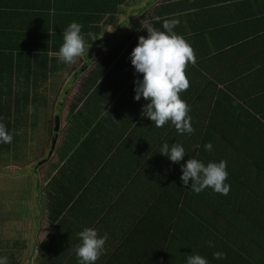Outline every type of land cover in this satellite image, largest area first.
Instances as JSON below:
<instances>
[{
    "label": "crops",
    "instance_id": "1",
    "mask_svg": "<svg viewBox=\"0 0 264 264\" xmlns=\"http://www.w3.org/2000/svg\"><path fill=\"white\" fill-rule=\"evenodd\" d=\"M172 19L195 57L179 94L190 135L170 122L152 126L141 114L144 99L134 100L142 74L130 53L147 28L165 31ZM73 21L83 25L85 54L61 63L52 53ZM0 64L9 106L21 110L0 166L17 179L30 168L36 179L32 197L11 200L22 203L17 212L27 205L22 214L1 218L0 200L5 264H77L85 228L108 236L96 264H184L179 251L166 253L173 241L177 249L179 231L212 242L204 247L209 264H264V0H0ZM163 143L181 144L186 156L170 162ZM190 158L226 161L229 193L184 187L180 165Z\"/></svg>",
    "mask_w": 264,
    "mask_h": 264
},
{
    "label": "clouds",
    "instance_id": "2",
    "mask_svg": "<svg viewBox=\"0 0 264 264\" xmlns=\"http://www.w3.org/2000/svg\"><path fill=\"white\" fill-rule=\"evenodd\" d=\"M178 23L176 19L165 20L162 24L165 31L147 28V38H138L129 60L135 73L142 74V79L134 81V100L139 102L143 98L145 101L141 109L142 116L150 120L156 128L170 122L178 134L190 135L194 132L192 118L188 114L190 109L179 94L190 86L185 68L188 62H194L195 57L192 48L173 31ZM82 28V24L73 21L63 31V42L59 50L52 53L59 62L74 64L77 58L84 56L86 40ZM88 36L92 37V34L88 33ZM12 139V133L0 122V143H10ZM212 147L210 142L204 145L205 151H211ZM159 152L174 164H179L186 156L184 147L179 143H163ZM180 169V181L184 187H188L191 181V192L200 194L211 188L220 195L226 196L229 193L230 184L225 183L229 174L226 170L227 162L224 160L205 165L200 160L190 158L180 165ZM77 237L80 241L75 249L77 264H96L105 251L107 234L100 236L93 228H85L77 233ZM209 246H213L212 242H209ZM186 256V264H209L199 254ZM213 259L223 260L225 254L215 252ZM0 264H5L4 258H0Z\"/></svg>",
    "mask_w": 264,
    "mask_h": 264
},
{
    "label": "trees",
    "instance_id": "3",
    "mask_svg": "<svg viewBox=\"0 0 264 264\" xmlns=\"http://www.w3.org/2000/svg\"><path fill=\"white\" fill-rule=\"evenodd\" d=\"M3 70H4V67H3V65L0 64V73L3 72ZM5 87H7V83L3 79V76L0 74V122L4 123L6 125L8 131L10 133H12V135L16 136L17 131L19 129L18 127L21 124H20V121L14 117V114L20 116L21 110L20 109L12 110V107L9 106V104H10L9 102H11L12 92L11 91H5V89H4ZM11 142L10 143H0V157H5L6 153L8 151H10ZM197 197H200V196H197ZM181 201L179 203V210H180L179 229L183 230L187 227V223H186V220H181L183 214H185V210L183 211V209H182V207L185 206V202L181 203ZM198 206H199V199L196 200V203L194 204L195 210L199 209ZM195 223H196V226H201L202 230H208V226L206 227V221L204 223H201V222L195 220ZM209 229H211V227H209ZM215 231L216 230L212 229V232H215ZM218 231H219V227H218ZM179 232H177V235L180 236L178 246H176L177 249L174 248V244L176 243V241H173L172 246L168 245L169 248H167L166 253H168V255H169V254H171V250L172 251H175V250L179 251L180 260L184 264H186V260H187L186 255L199 254L203 257L204 247H207L210 241H203V245H201L198 242H194V241L192 242L190 240L187 241L186 238L184 237V233L181 232V235H179ZM204 237H205L204 235L201 236L202 239ZM210 237H211V234H210ZM173 239L177 240V237L173 236ZM8 259H10V258H8ZM8 259H6V260H8Z\"/></svg>",
    "mask_w": 264,
    "mask_h": 264
},
{
    "label": "rangeland",
    "instance_id": "4",
    "mask_svg": "<svg viewBox=\"0 0 264 264\" xmlns=\"http://www.w3.org/2000/svg\"><path fill=\"white\" fill-rule=\"evenodd\" d=\"M24 170L25 171L20 174L22 177L17 179L14 177V172L10 168L8 169L4 166H0V200L2 202V205L0 204L2 207L1 218L16 216L18 215L17 213L20 212V214H22V212L27 210V205L23 204L22 209L17 212L16 205H21L22 203L11 202L12 199L22 198L27 200L32 197L33 185L36 186L35 175L30 174L32 171L30 168ZM47 199L48 197H44L42 200L38 199L39 202L36 203L39 204L40 209H43L45 204L48 203ZM5 203H7L8 206ZM7 222L6 219L3 222V232L9 227ZM11 225L14 227V219Z\"/></svg>",
    "mask_w": 264,
    "mask_h": 264
}]
</instances>
